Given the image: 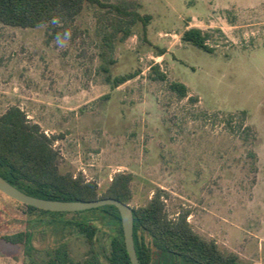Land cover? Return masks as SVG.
I'll use <instances>...</instances> for the list:
<instances>
[{
    "label": "rangeland",
    "instance_id": "rangeland-1",
    "mask_svg": "<svg viewBox=\"0 0 264 264\" xmlns=\"http://www.w3.org/2000/svg\"><path fill=\"white\" fill-rule=\"evenodd\" d=\"M107 1L134 3L151 21L111 49L116 18L86 6L64 26L73 36L63 50L48 28L0 24V116L18 106L56 137L62 173L82 174L101 192L115 174L131 173V207L162 190L170 218L190 211L199 235L245 264H264V0ZM189 28L209 34L214 52L183 42ZM156 65L166 81L154 79ZM130 72L139 74L117 89L106 82ZM80 217L31 211L0 192V264L31 259L4 240L28 230L36 261L64 243L82 261L89 246L70 224ZM96 224V249L109 264L114 226Z\"/></svg>",
    "mask_w": 264,
    "mask_h": 264
},
{
    "label": "trees",
    "instance_id": "trees-1",
    "mask_svg": "<svg viewBox=\"0 0 264 264\" xmlns=\"http://www.w3.org/2000/svg\"><path fill=\"white\" fill-rule=\"evenodd\" d=\"M86 6L98 7L116 18L114 32L108 37L111 49L117 39L124 41L130 37L134 26L141 23L146 28L151 21L150 15L141 14L136 4L126 1L0 0V24L37 29L42 21L61 14L66 21L64 26H67L77 19ZM48 29L55 32L59 30L51 26ZM181 39L207 53L214 52V48L208 44L209 34L199 28L187 29ZM152 72L155 80H167L159 65L154 66ZM138 74L130 72L114 77L107 75L106 82L112 89H117ZM170 88L180 98L188 96V88L183 83L172 82ZM233 120L234 117L230 116V123ZM56 140V137L46 135L39 124L32 123L20 107L9 108L0 116V175L24 193L41 199L86 202L114 198L130 205L134 178L131 173L115 174L106 190L101 192L96 181L87 180L82 174L75 176L60 171L59 153L54 148ZM163 197L164 192L157 190L147 204L132 207L134 242L141 264H245L235 253L222 251L217 242L195 232L188 221L190 211H183L176 218H170ZM27 208L49 212L32 206ZM74 214L82 217L70 224L85 236L89 246L82 261L72 260L66 243L54 249L48 261H36L32 257L34 248L29 230L5 236L4 240L13 245H23L25 254L31 258L23 264H101L96 249V236L99 232L96 222H107L114 226L107 257L109 264H132L117 207L107 205Z\"/></svg>",
    "mask_w": 264,
    "mask_h": 264
},
{
    "label": "water",
    "instance_id": "water-1",
    "mask_svg": "<svg viewBox=\"0 0 264 264\" xmlns=\"http://www.w3.org/2000/svg\"><path fill=\"white\" fill-rule=\"evenodd\" d=\"M0 192L8 196L9 198L24 204L26 206H32L40 210L60 213H75L80 211L91 210L107 205L115 206L118 208L122 227L124 232V240L127 252L131 259L132 264H141L134 242V214L130 205L125 204L114 198H106L96 201H59V200H47L37 198L24 193L19 190L0 175Z\"/></svg>",
    "mask_w": 264,
    "mask_h": 264
},
{
    "label": "clouds",
    "instance_id": "clouds-1",
    "mask_svg": "<svg viewBox=\"0 0 264 264\" xmlns=\"http://www.w3.org/2000/svg\"><path fill=\"white\" fill-rule=\"evenodd\" d=\"M65 18L61 14L53 15L51 19L44 20L39 24L41 28H48L49 26L58 30L54 33L53 43L56 48L58 49H65L69 42L72 40L73 32L70 27H64L65 25Z\"/></svg>",
    "mask_w": 264,
    "mask_h": 264
}]
</instances>
